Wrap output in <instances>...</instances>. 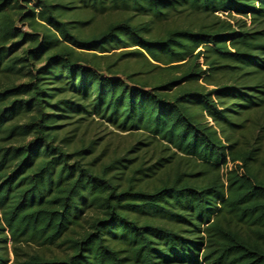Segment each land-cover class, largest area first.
<instances>
[{
    "label": "trees",
    "instance_id": "16d2710c",
    "mask_svg": "<svg viewBox=\"0 0 264 264\" xmlns=\"http://www.w3.org/2000/svg\"><path fill=\"white\" fill-rule=\"evenodd\" d=\"M0 264H264V0H0Z\"/></svg>",
    "mask_w": 264,
    "mask_h": 264
}]
</instances>
